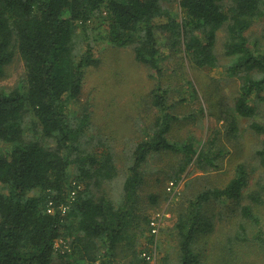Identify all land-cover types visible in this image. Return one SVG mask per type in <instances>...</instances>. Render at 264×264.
I'll return each instance as SVG.
<instances>
[{
	"label": "trees",
	"instance_id": "obj_1",
	"mask_svg": "<svg viewBox=\"0 0 264 264\" xmlns=\"http://www.w3.org/2000/svg\"><path fill=\"white\" fill-rule=\"evenodd\" d=\"M161 3L0 0V80L18 54L26 86L8 92L0 88V142L10 146L8 154L0 149V184L7 191L0 193V264H54L56 260L60 264H120L119 256L129 257L130 264H149L138 250L139 233L149 231V221L139 209L147 159L160 152L181 153L187 163L193 161L205 170L218 168L217 159L224 155L211 146L206 151L195 149L193 140L170 142L168 134L179 118L170 112L166 89L157 86L151 105L158 115L144 138L133 145L122 201L113 202L106 184L119 174L116 153L104 140L84 137L90 126L87 109L72 115L66 112L67 104L81 94L87 69L100 63L91 41L96 19L110 45L132 47L135 59L157 75L164 59L158 29L169 31L172 47L179 46L201 68L217 66L215 42L223 31L224 53L232 59L227 71L240 82L234 111L252 119L250 129L264 135V121L254 119L264 115V32L253 46L247 34L253 21L264 17V0H229L226 5L224 0H179L181 22ZM164 17L166 24L156 22ZM26 124L34 134L53 139L54 145L26 137ZM256 155L264 166V140ZM70 166L78 172L76 181L82 188L61 216L59 205L68 196ZM248 179L245 165L237 164L223 187L203 190L189 202V210L175 224L179 264H208L198 246L201 233L212 229L202 213L205 203L226 200L233 206L232 213L236 210L242 218L258 222L252 206L264 204V184L257 182L247 192ZM244 200L249 204H243ZM50 203L52 213L47 211ZM237 229V239L243 241V225ZM59 238L65 242L57 249Z\"/></svg>",
	"mask_w": 264,
	"mask_h": 264
},
{
	"label": "rangeland",
	"instance_id": "obj_2",
	"mask_svg": "<svg viewBox=\"0 0 264 264\" xmlns=\"http://www.w3.org/2000/svg\"><path fill=\"white\" fill-rule=\"evenodd\" d=\"M224 3L229 4V0ZM161 6L174 20L181 22L183 13L179 0H162ZM167 21L165 17L156 19L159 24ZM99 22L96 19L91 25V28L95 27L91 41L94 56L100 60L99 66L87 69L81 94L75 102L67 104L66 112L72 115L87 109L90 126L84 137L104 140L116 153L119 174L106 184L113 202L119 204L122 201V184L132 160L133 145L144 138L158 115L151 105L152 91L157 86L166 89L170 112L179 118L168 134L170 142L193 140L195 149L206 151L211 146L214 152L222 150L224 154L217 159L218 168L205 167V170L193 161L187 163L184 154L172 152L153 154L143 166L140 214L147 219L156 214L164 216L156 237L148 230L139 233L138 250L151 253L149 264H179L175 224L178 217L189 210V202L197 194L223 187L233 176L237 164H244L248 172L247 192L255 189L257 182L264 184V166L256 155L263 146L264 135L250 129L252 119L241 118L234 111L240 82L227 71L232 59L224 53L223 31L217 33L215 42L217 66L201 68L195 66L179 46L172 47L169 31L158 29L156 36L164 59L162 72L157 75L148 65L135 59L132 47L110 45L104 39V28ZM263 32L264 17H260L253 21L247 33L249 45L261 40ZM16 87H26L24 64L18 54L7 65L6 75L0 80V88L7 92ZM254 119L263 122L264 115ZM26 137L45 146L54 145L53 139L34 134L27 129V124ZM212 139H215L213 143L210 142ZM81 140L83 143L84 139ZM0 149L8 154L10 146L0 142ZM77 175L74 166H70L68 188ZM171 181L176 189L168 190ZM6 192L0 184V193ZM243 204L249 202L244 200ZM232 209V204L226 200H213L203 205L202 213L212 229L210 233L200 235L198 246L202 258L208 264H264V204L252 206L257 223L242 218L236 210L232 213ZM239 224L243 225V241L237 239L239 232H235L239 231ZM64 242L62 238L57 239L55 248H61ZM117 260L120 264H130L129 257L119 256ZM54 264L60 262L56 260Z\"/></svg>",
	"mask_w": 264,
	"mask_h": 264
},
{
	"label": "built area",
	"instance_id": "obj_3",
	"mask_svg": "<svg viewBox=\"0 0 264 264\" xmlns=\"http://www.w3.org/2000/svg\"><path fill=\"white\" fill-rule=\"evenodd\" d=\"M81 188H82V184L80 182H77L76 180L71 182V184L69 185L68 191H67L68 196H67L66 201L59 205V213L61 216L66 215V213L68 212V210H69V208H70V206H71V204L75 198V195L77 194V192L79 190H81ZM167 189L168 190L176 189L175 183L172 181L169 182ZM47 211L49 213H52L53 208L51 206V203L49 204ZM162 215L163 214H156V215H154L148 219V221H149L148 222L149 232L152 236L156 237L158 235V231H159L160 226H161ZM141 257L144 258L146 261H150L152 258V255H151V253L142 252Z\"/></svg>",
	"mask_w": 264,
	"mask_h": 264
}]
</instances>
